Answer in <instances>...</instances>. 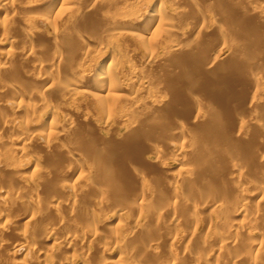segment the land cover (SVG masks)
I'll use <instances>...</instances> for the list:
<instances>
[{"label":"rangeland","instance_id":"374dc122","mask_svg":"<svg viewBox=\"0 0 264 264\" xmlns=\"http://www.w3.org/2000/svg\"><path fill=\"white\" fill-rule=\"evenodd\" d=\"M49 1L51 0H0V154L5 155L7 151H12L20 146L15 141L12 142L13 138L31 135L26 143L24 154L13 162L9 161L10 159H4L0 155L2 157L0 158L2 163L0 164V191L3 190L6 194L8 192L9 195H5L4 198L1 197L3 201L0 198V264H20L24 259L27 264H112L113 261H118L119 259H122L123 264H170L172 260H175L172 264H192L193 262L191 260L189 262V257H187L189 251L191 254H204L202 255L204 261L202 262H205L207 258L205 264L207 261L212 264H231L222 257L223 255L215 263L213 262L215 259L213 257L210 258L208 253H205L206 251L210 252L211 249H216L217 247L214 244L218 246L217 243H214L216 239L214 240L215 237H212V231L214 227L218 226V220L223 221L221 219L222 215H227L224 221L229 218L230 222L231 218L230 223L233 222L232 224L234 225L244 223L251 218L252 208L253 210H259L257 211L259 224L253 230L254 235H252L255 240L252 236L250 237L253 238V241H256V238L261 240V237H263L264 248V199L258 202L260 195L252 192V194L254 193L253 197L247 200L250 210L247 208L245 212L234 215V217L232 216L233 213H231L233 209L230 210L234 205L231 204V200L233 201L234 199L230 197L225 198L229 200L231 205L226 202L230 207L225 205L224 208L220 202L221 206L215 208V206H212L214 205L213 201L211 204L209 203L211 199L207 200L212 193L209 194L210 196L204 191L200 194L201 189L213 187L215 194L218 191H223L228 196L229 193L226 191L231 189L230 184L234 181L233 178L238 177L239 174H237L238 172L235 169H233L234 171L230 169L231 167L225 164L224 160H222L224 162L221 164V159H216V161L218 160L217 162L205 167H200L199 164L201 163L198 162L192 168L195 163L194 158L200 161L201 159L194 157L195 155L193 158L191 157L193 153L191 155L189 153L194 147L202 146L206 148V146L209 147L213 143L212 146L218 149H214L216 152H224L226 150L225 147H222L223 145H220V142L218 143L213 136H215V131L222 132L225 130L228 132L230 127L233 128L232 126L238 124L235 116L236 112L239 114L238 117H246L247 111L257 110L259 120L264 122V94L260 96L259 104L250 103V98L254 95L253 82L264 80L263 49L254 48L255 43L252 48L255 49V53L261 52V54L246 56L241 54L239 48V46L244 47L246 44L242 43L243 41L236 43V37L244 31H250L256 21L259 22L262 37H264V18L253 15L249 12L250 9L247 4L243 3L242 7L244 6L243 10L246 13L243 15L242 20H236L237 22L235 21L234 23L229 19V23L233 22L229 25L227 13L229 14L230 11L228 12V9L230 7L227 8L228 6L226 5L228 3L225 0H216V3H211L210 0L179 1L178 5L183 7L185 11L182 15H173L168 18L174 29L169 30L157 41L152 52L157 57L153 66L147 65L150 60V53L145 48L139 47L135 39L126 37L119 42L120 46L118 45V47L121 48L119 52L120 54L122 53V57L117 67L127 78L120 79V81H123L122 86L124 88L129 87V90H133L132 96L135 99L133 101H122L121 105L119 104L108 117L105 115L107 113L103 112L89 93L84 95L74 94L73 90H77L79 85L67 81L68 79L66 80V77L62 76V74L72 68L80 72L81 75L91 76L98 66L111 60L109 57L111 54H97L96 57L93 56L94 58L91 57L92 59L90 58V60L87 58L83 61V64L78 66L75 62L76 58L71 55L69 47L63 46V43L59 41L60 38L55 37V34H53L54 28L41 22L43 17L49 15L45 6ZM99 1L100 3H97L94 8L87 5V3L83 4L75 13L88 15L89 17L87 18L92 22L101 11L108 12L111 9L112 12H117L118 8H115L116 3H114L116 0ZM224 1L225 4L223 3ZM259 2L261 3L262 0ZM113 3L114 6L112 7ZM160 4H162L164 9H166L167 15H169L174 11L176 0H138L134 5L132 4L131 16H143L153 6ZM261 5L264 6V3L262 2ZM226 8L227 11L225 10ZM222 10L223 12H221ZM72 19L74 18L60 21L57 29H76L77 23H74ZM28 22L31 23L32 27H27L26 23ZM2 25L5 27L6 32L5 30L3 31ZM120 25L118 30H128L127 32L129 33L130 31L134 34L138 33L140 29L139 26L129 31L128 25ZM227 25L229 29L226 27ZM3 32H5L6 36ZM86 38V41H89L88 45L91 47H96L97 44H105V40L103 41L102 39L95 43L92 35H90V38ZM217 38H223L224 44L215 50L212 49V51L209 48H205L208 47L206 42H211L212 39L215 40ZM261 40H263L261 45L264 47V38ZM178 43L182 47V50H180L182 53H169L168 49L170 46ZM72 44H75L74 47L77 49L82 48V44L79 42H73ZM237 44L241 45L237 46ZM186 48L190 52L189 54L185 52ZM23 51H34L33 53H36L37 55H35L38 57H23L21 56ZM57 55L61 56L60 62L54 65V68H49L48 72L45 73V75H49V79H47L50 81L49 83L53 82L55 87L50 91H44L42 96L45 103L49 104L50 110L47 111L41 107L33 111H12L9 103L10 105L12 102L18 104L19 100L24 102L30 100V102L34 103L36 98H32L33 96H31L29 90L31 84L33 83L34 85L33 70L38 69L40 64L49 65ZM215 55L216 57H214ZM213 57L216 58L215 62L210 64ZM179 58L180 64L175 62ZM63 80L69 82L67 91L64 88L62 89L61 86L59 87L60 81L62 82ZM11 83L17 87L27 85V89L25 88L18 93L15 89H10L9 85ZM137 83H141L140 87H138L139 89L141 88V93H137L138 95L135 93V90L138 89ZM142 87L144 88L142 89ZM39 88L43 89L44 86H39ZM262 89L264 93V87ZM91 91L89 90L88 92L91 93ZM144 92L161 101L157 102L159 108H157L156 104L150 106L146 102L147 97ZM222 99H225L224 101L229 100L235 111H222L219 105L223 101ZM37 102L38 100L36 99L35 103ZM196 102H199V104H196ZM203 116L209 122L204 128H199V121ZM13 117L16 121H22L21 123H24L27 118H30L32 122L24 131L1 126L3 120ZM106 118L109 122L106 121ZM51 120L56 123L55 129H52L53 132L59 131L63 126L67 130L63 132L64 134L60 133L59 139H57L55 147H53L55 149L52 148L53 150H51L52 155L48 156L47 154L50 152L44 148V143L40 139L49 130ZM252 131L257 133L259 129L250 128L247 132L248 136L250 134L254 136L250 139H255L254 142H257L259 146L256 144V146H253L254 148L249 149V152L247 150L248 156L244 155L245 170L249 169L242 176V180L245 179L243 184L251 183V186L254 181L255 184L258 182L260 184L263 180V183H261L264 184V167L261 168L259 164L261 161L259 152L261 147L264 148V134L259 131L258 133H261L256 135ZM136 132L140 134L139 137L142 136L140 141H143L140 143V146L142 145L143 147L141 146L138 152L131 145V147L129 146L130 148L125 146L127 153L123 158H120L119 155L117 156V153L113 154V149H117L116 143L118 139H123L124 141H129L130 139V142H132L135 138L134 135L137 134ZM176 143L182 145L185 152L189 151L186 156L176 159L178 155L171 148ZM238 144L241 145V142H238ZM170 149L172 152H170ZM66 150L70 151L69 156ZM118 150L120 149L118 148ZM232 152L229 153V156H234L235 160L244 159L242 154L239 156V154L235 155L234 151ZM98 155H101L99 157L100 160L94 161ZM154 160L157 161L155 162ZM180 160L184 161L181 162ZM154 162L157 163V167ZM77 165L81 166L79 171L74 170ZM196 165L201 168L198 167L199 171L196 169ZM42 175L49 179L45 180L46 183H40V186H34L35 192L33 194L34 188L30 187L31 180L29 178L38 180V178L43 177ZM160 176L165 178L168 183L160 186V189L151 191L150 181L159 179ZM172 180L174 181V188L171 186L173 188L171 190L168 187H170L171 184L169 183H172ZM175 181H177V184ZM62 182L67 186L66 189L58 190V195L54 194V187H57L58 183ZM254 183L253 185H255ZM73 186L75 189L73 197L76 206L73 203L72 207L70 203L68 205L64 204H67L65 199L68 189L73 188ZM30 188H33L32 191ZM140 190L148 192L147 196L152 201L146 200L143 205L141 204L140 211L142 213L139 212V206L136 205H139V200L137 202L135 198H132L136 191L139 192ZM205 194L209 197L206 198ZM166 196H171L172 199L170 201H173V203L168 202ZM239 197L242 196L238 195V198L236 196L233 202L236 199L242 200ZM5 198H8V200ZM49 198L60 200L63 203L59 202L61 210L58 209V211L60 210V215H62L60 221L54 215L55 212L53 210V212L49 211L50 209L44 211L45 202L51 200ZM174 198H177L176 202ZM161 199L165 200L162 201L165 204L160 202ZM135 200L136 202H134ZM157 200L158 203H156ZM166 201L168 204H175V208L173 207L170 213L167 212L168 204ZM224 204H226L225 201ZM164 205H166V211ZM66 206L72 207L73 210L71 208L69 210V207L66 208ZM82 207L84 209L81 211L80 208ZM163 209L164 212H162ZM23 212L29 214L32 212L33 221L25 223L26 219L22 216ZM160 212L167 217L162 222L160 230L158 229L157 231L155 223ZM190 221L192 223H189ZM186 222L191 224L190 230L188 223L185 225ZM229 222L228 224H230ZM135 227L141 228L140 230L142 231L138 236L131 238L129 235ZM51 229L55 230L56 236L59 238L58 245L52 244V240L43 238L44 234L50 232ZM94 230L97 232L96 237L99 235L98 240L93 238L88 244H82L79 239L83 236H89ZM22 235L28 241L22 242L20 240ZM68 237L75 239L71 242L72 244L65 245L66 243L63 240ZM251 238L249 239L250 245L252 243ZM113 240L120 242L119 247H116L117 249L113 247ZM17 241L26 246L29 244L30 246L28 247L38 248L39 251L36 249L35 251L41 254L35 252L30 258H25L23 254L13 256L10 252H12L11 249ZM106 241H108L107 244H104L103 242ZM146 241H152L153 245L151 247L153 251L149 248L147 252L144 251V249L146 250V248L143 249L145 243H147ZM209 243L210 246L212 245L211 247ZM184 246H187L188 252L185 251L186 249L184 250ZM111 247L112 249L110 250ZM246 247L244 251L247 249L253 252L254 249L250 250L252 246L249 247V243H247ZM201 248L203 250L207 248V250L203 251ZM233 248L231 249L229 246L228 249L231 252L229 250L226 251L234 256ZM245 254L246 252L242 253V259L239 258L242 256L240 255L238 260H236L239 262H234V264H241L245 261ZM262 255L264 254L262 253ZM262 257L260 264H264V256ZM239 259L244 260L241 262ZM202 262L199 264H204Z\"/></svg>","mask_w":264,"mask_h":264},{"label":"bare ground","instance_id":"6f19581e","mask_svg":"<svg viewBox=\"0 0 264 264\" xmlns=\"http://www.w3.org/2000/svg\"><path fill=\"white\" fill-rule=\"evenodd\" d=\"M138 0H116L114 3H116V6H115V8L117 7L118 9H117V12L116 11H114V12H112L111 11V9L110 10H108V12H105V11H101L95 18H94V20L91 22V20H89V18H87V17H89L88 15H86V14H82L81 13V15L80 14H76L75 13V11L79 8V7H81V5H83V4H86L87 3V5H89V6H91V7H95V5L97 4V3H100V1L99 0H51V1H49V3L47 4V5H45L46 6V8H47V13H49V15L47 16V17H43L42 18V20H41V22H42V24H49L50 26H51V28H54V30H53V34H55V37H59L60 39H59V41H60V43L62 42L63 43V46H66V48L67 47H69V49L71 50V55H73V56H75V62H76V64L79 66L80 64H83L84 62L83 61H85L87 58L90 60V58L91 57H93V56H95L96 57V55L97 54H100V53H103V54H111L109 57L111 58V60H109L108 62H105V64L103 63V64H101L100 66H98L97 67V69L94 71V73L91 75V76H85V75H81L80 74V72H78L77 70H73L72 68H70L68 71H63L64 73L62 74V72H61V74H62V76H65L66 78V80L67 81H71V82H73L74 84H77V85H79L78 86V89L76 90H73V92H74V94H76V95H80V94H82V95H84V94H86V93H89L90 94V96H91V98H93V100L98 104V106L103 110V112H106L107 114H105V115H107L108 117H109V114L110 113H112L113 112V110L117 107V106H119V104L122 102V101H127V100H129V101H133L134 99H135V97H133L132 96V92H133V90L131 91V89L129 90L128 88L129 87H127V88H124L123 86H122V84H123V81L121 82L120 81V79H125L126 77L124 76V74H122L120 71L121 70H119L118 69V64H119V61H120V59H121V57H122V53L120 54V52H119V49H120V51H121V48H119L118 47V45L120 46V44H119V42L122 40V39H124V38H126V37H131L133 40L135 39V41H136V43L139 45V47L141 46V47H143V48H145V50L148 52V53H150V60L148 61V63H147V65L148 66H153L154 64H155V61H156V59H157V57L156 56H154V54L152 53L153 52V50H154V47L156 46V44H157V41L158 40H160L161 39V36L162 35H164L165 33H167L169 30H171V29H174L173 27V24H171L170 23V21L168 20V18L169 17H172L173 15L174 16H179V15H182V13H184V11H185V9L183 8V7H180L178 4H179V1H181V0H176V6H175V8H174V11L172 12V13H170L169 15H167V12H166V9H164V7L162 6V4H160V5H155V6H153V8H151V9H149V11L145 14V15H143V16H139V17H133V16H131V10H132V6L134 5V3L135 2H137ZM227 3H228V5H226V6H228L227 8H229L228 9V12H229V14L227 13V19H228V23L230 22V20L231 21H233L234 23H235V21L237 20V21H240V19L242 20V18H243V15H245V10H243V8H244V6L242 7V4L243 3H246L247 4V6L249 7V12H251L253 15H255L256 17H260V18H264V6L263 5H261V3L263 2L264 3V0H262V2L260 3L259 1L260 0H225ZM225 1L223 2L224 4H225ZM210 2L211 3H216V0H210ZM114 3L112 4V7L114 6ZM175 3V2H174ZM182 3V2H181ZM226 3V4H227ZM133 4V5H132ZM120 5V6H119ZM216 5V4H215ZM103 6V5H102ZM120 8H119V7ZM225 6V7H226ZM217 7H219L218 5H217ZM227 8L225 9L226 11H227ZM114 9V8H113ZM116 10V9H115ZM224 10V9H223ZM223 10L221 11V12H223ZM224 10V11H225ZM110 11V12H109ZM225 11V12H226ZM248 12V11H247ZM71 18H74V19H72L73 20V22L74 23H77L76 25H77V28L76 29H74V30H68V29H63V30H60V29H57L58 27V23L60 22V21H67L68 19L70 20ZM88 19V20H87ZM230 19V20H229ZM262 20V19H261ZM236 21V22H237ZM233 22H231V23H233ZM231 23H229V25L231 24ZM259 22H257L256 21V23H254V25H253V27H252V29L248 32H246V31H244L243 33H241L238 37H236L237 39V42L236 43H238V41H240V43L242 42V43H245L246 45L244 46V47H242V46H239V45H241V44H237V46H239V48H240V52H241V54H243V55H246V56H251L252 54H257V53H255V49L254 48H259L260 50H262L263 49V52H264V47L261 45V42L263 41V40H261V39H263L264 37H262L263 35H262V32H261V28H260V25L258 24ZM120 24H124V25H128V27L130 28H128L129 29V31L131 30V29H133V28H138L139 26H140V29H139V31H138V33H132L131 31H130V33L129 32H127L126 30L125 31H121V29L120 30H118L119 29V27L121 26ZM26 25H27V27H32V25H31V23H26ZM234 25V24H233ZM177 26V25H176ZM176 26H175V28H176ZM250 26H251V24H250ZM226 27H228V29H229V26L227 25ZM230 27H232V26H230ZM5 27L2 25V29H3V31L5 30L4 29ZM249 29V28H248ZM5 32H6V30H5ZM5 32H3L4 33V35H5ZM225 32V31H224ZM7 34H8V31H7ZM93 34H94V36H93ZM90 35H92V39H93V41L96 43V42H98V41H100L99 39H102L103 41L105 40V44H100V45H98L97 44V46L96 47H91V46H89L88 44V42L86 41L87 40V38L86 37H89L90 38ZM6 36V35H5ZM8 36V35H7ZM235 37V36H234ZM8 38V37H7ZM6 38V39H7ZM72 38H74V39H72ZM131 38H129V39H131ZM91 39V40H92ZM8 40V39H7ZM6 40V41H7ZM71 41H73V42H79L80 44H82V48H79V49H77V48H75L74 47V45L75 44H72L73 42H71ZM92 43V42H91ZM256 43V44H255ZM79 44V45H80ZM206 44H207V46L208 47H205V48H209L211 51H212V49L213 50H215L217 47H219V46H221V45H223L224 44V39L223 38H217V39H212L211 40V42L209 41L208 43L206 42ZM254 44H255V47L254 48H252V46H254ZM260 44V45H259ZM264 44V43H263ZM72 45V46H71ZM122 45V44H121ZM257 45V46H256ZM206 46V45H205ZM80 47V46H79ZM238 48V47H237ZM256 48V49H257ZM187 49V48H186ZM180 50H182V47L180 46V44L178 43V44H173V45H171L170 46V48L168 49V52L169 53H173V54H175V53H179V52H181ZM185 51V50H184ZM34 52V51H33ZM32 51H23L22 53H21V56H23V57H27V56H29V57H32V58H37L36 57V53H33ZM187 54H189L190 52L188 51V49L185 51ZM259 52V51H258ZM182 53V52H181ZM180 53V54H181ZM36 54V55H35ZM258 54H261V52L260 53H258ZM257 54V55H258ZM171 55V54H170ZM106 57V56H105ZM214 57H216V55L214 56ZM213 57V59H212V61H211V63L210 64H212V63H214L215 62V59L216 58H214ZM94 58V57H93ZM50 59V58H49ZM52 59V58H51ZM60 59H61V56L60 55H57V56H55L54 57V59H53V61L49 64V65H39V67H38V69H34L33 70V77H34V85H33V83L31 84V87H29V90H30V93H31V96H33L32 98H36L37 100H38V102L37 103H35L36 102V99H35V101H34V103L33 102H30V100L29 101H26V102H24V101H21V100H19L20 102H18V104L16 103H13L12 102V104L10 105V103H9V107H10V109L13 111H27V110H36V109H39V108H41V107H43V108H45L47 111L48 110H50V106H49V104L48 103H45V101L43 100V98H42V96H43V94H44V91H50V90H52L53 89V87H55V85H54V83L53 82H51V83H49L50 81H48L47 79H49V75H45V73L46 72H48L47 70L49 69V68H54L55 66L54 65H56L58 62H60ZM92 59V58H91ZM256 60H257V58H256ZM88 61V60H87ZM121 62V61H120ZM175 62H178L179 64H180V58L179 59H176L175 60ZM181 62H182V60H181ZM184 62V61H183ZM0 68H1V66H0ZM3 69V68H2ZM49 74V73H48ZM57 76V75H56ZM127 79V78H126ZM48 81V82H47ZM69 82H65V80H63L62 82L60 81V83H59V87L61 86L62 87V89L64 88L66 91L68 90V83ZM135 82V81H134ZM137 82H138V80H137ZM131 84V83H130ZM138 84V83H137ZM141 84V83H140ZM140 84H138V85H136L137 86V88L138 87H140ZM30 85V84H29ZM39 86H44V88L43 89H41V88H39ZM9 87H10V89H15L16 91H18V93H20L23 89H25L26 87H27V85H20V87L18 86H15V85H13L12 83L9 85ZM58 87V86H57ZM264 87V80H256V81H254L253 82V85H252V88H253V93H254V95L250 98V103H254L255 105H257V104H259V101H260V96L261 95H263L264 93H263V88ZM133 88V87H132ZM144 87H142V89H143ZM27 89V88H26ZM135 89H136V87H135ZM134 89V90H135ZM141 89V88H140ZM140 89L138 88L137 90H135V93H136V95H138V94H140L141 93V91H140ZM91 91V93L90 92H88V91ZM71 91V90H70ZM142 91H144V90H142ZM145 91H146V89H145ZM148 92V91H147ZM151 92V91H150ZM149 92V93H150ZM138 93V94H137ZM145 93V92H144ZM143 93V94H144ZM144 95H146V102H148L149 104H150V106L151 105H155L156 104V106H157V102L159 103V102H161L158 98H156V97H154V96H151L150 94H144ZM30 96V95H29ZM223 100V99H222ZM225 100V99H224ZM221 101L220 103H219V105H220V108L222 109V111H227V112H229L230 110H234V108H233V106H232V103L229 101V100H227V101ZM14 101V100H13ZM196 104H199V102H196ZM215 104V103H214ZM121 105V104H120ZM160 105V104H159ZM208 105V104H207ZM126 107H128V106H126ZM153 107V106H152ZM157 108H159L158 106H157ZM162 108V107H161ZM168 108V107H167ZM129 109V108H128ZM127 110V109H126ZM130 110V109H129ZM129 110H127L128 112H130ZM135 110V109H134ZM160 110V109H159ZM235 111V110H234ZM202 112V111H201ZM133 113V112H132ZM137 113V112H136ZM247 113L248 114H246L245 116L246 117H244V116H242V117H238V115L239 114H237V112H236V114H235V116H236V120H237V122H238V124L234 127V126H232L233 128H231L230 127V129H229V131L227 132V131H222V132H216L215 131V136H213L217 141H218V143L220 142V145L222 144L223 146L222 147H225V151L224 152H216L215 150L217 149H215L212 145L214 144H212L211 146H209V147H207L206 146V148H203L202 146L201 147H194V148H192V150H191V152H189V151H187V152H185L184 151V148H183V146L182 145H179V144H174V145H172L173 147H171V148H173L174 149V151L177 153V157H176V159H178V157L179 158H182L184 155L186 156L187 154L186 153H190V155H191V153H193V155L191 156V157H193L194 155V157H199L200 159H201V161L200 160H195V158H194V161H195V163H194V166H192V168L193 167H195V164L196 163H201V164H199L200 165V167L201 166H211V164L212 163H214V162H217L218 160H220L221 159V162H222V160H224L226 163L225 164H227V165H229L231 168L230 169H235L238 173L237 174H239L238 175V177H235V178H233V182H231L232 184H230V187H231V189L230 190H228V191H226V192H228L229 194H228V196H227V193H225V192H223V191H218L216 194L214 193L215 191V189L213 190L212 188H204V190H203V188L201 189V187H200V189L202 190V191H200V194L201 193H203V191L206 193V194H210V193H212V194H210L211 195V197L210 198H207V197H209L208 195H206L205 194V196H206V198H207V200L208 199H211L210 201H209V203H211L212 201V203L214 204V205H212V206H215V208H218L219 206H221L220 205V202H221V204H222V206L225 208V205L226 206H229L230 207V205L232 204H234L232 207H231V209L230 210H232V212L231 213H233V215L231 214V213H229V214H231L233 217H234V215H239V214H242L243 212H245L246 211V209L248 208V205H247V200H250V198H252L253 197V195H254V193L256 192V194H258V195H260V199H259V201L258 202H260V200H262V199H264V184H262L263 182V180L260 182V184H259V182L258 183H254L253 181V183L255 184V185H253V183H252V186H251V183H249V184H247V183H245V185L243 184V181L245 180H242L243 179V177L242 176H244L245 175V172L249 169H247V170H245L246 169V167H245V164H244V161H245V157H244V155H247L248 156V154H247V150H248V152H249V149H251V148H254L253 146H256V144H258L257 142L255 143L254 142V140H252V139H250V138H253L254 136H251V134L248 136V130L250 129V128H257V129H259V131H262L263 132V134H264V122L262 121V120H259V117H258V112H257V110H249V111H247ZM140 115V114H139ZM106 117V116H105ZM107 117V118H108ZM197 117V116H196ZM107 118H106V121H107ZM112 118V117H111ZM108 120H110V119H108ZM235 120V121H236ZM262 121V122H261ZM22 121H16L15 119H14V117L13 118H7V119H5V120H3L2 122H1V126L4 128H8V129H21V130H26V128H27V126L32 122V120L30 119V118H27L26 120H25V122L24 123H21ZM107 122H109V121H107ZM208 122L209 121H207V118H205L204 116H203V118H201L200 119V121H199V128L200 127H202V128H204L207 124H208ZM234 124V123H233ZM49 125H50V128H49V130L44 134V135H42V138L40 139L41 141H42V143H44L43 145H44V148L46 149V150H48V152H50V153H48L47 155L48 156H51L52 154H51V150H53V149H55V148H53V147H55L54 145L56 144V141H57V139H59L58 138V136L60 135V133H62V134H64L63 132H65V130H67L66 129V127H61L60 128V130L59 131H56V132H53V130L52 129H55V126H56V123H55V121L54 120H51L50 121V123H49ZM1 127V128H2ZM217 128V127H216ZM131 129V128H130ZM129 129V130H130ZM129 130H128V132H129ZM216 130H219V129H216ZM134 131V130H133ZM258 131V132H259ZM253 132V131H252ZM257 132V133H258ZM137 133V132H136ZM141 133V132H140ZM250 133V132H249ZM253 133H256L255 131L253 132ZM257 133H256V135H257ZM261 133V132H260ZM260 133H258V134H260ZM30 135V134H29ZM139 135L140 134H136V135H134V137H132V138H134L133 139V141L132 142H130V139H129V141H124L123 139H118L117 141V143H116V147H117V149L115 148V150L113 149V154H115V153H117V156L119 155V157L120 158H123L124 156H125V154L127 153V150H126V148H125V146H127V148L130 146L131 147V145H132V147L133 148H135V150H136V152H138L139 151V149H140V147L142 146H140V143H141V141H140V139H142L141 137L142 136H140L139 137ZM142 135V134H141ZM252 135H254V134H252ZM31 136V135H30ZM30 136H28V135H26V136H21V137H18V138H13V140H12V142L13 141H15V143H18L20 146L19 147H17V148H14V150H12V151H7L6 153H5V155L3 154V155H1V156H3V158L4 159H10L9 161H11V162H13L15 159H17L18 157H20V156H22L23 154H24V152H25V146H27L26 145V143H27V141L30 139ZM251 136V137H250ZM259 136V135H258ZM264 137V136H263ZM8 138V137H7ZM32 138V137H31ZM128 138V137H127ZM130 138V137H129ZM262 138V137H261ZM12 139V138H11ZM216 141V142H217ZM260 141V140H259ZM10 142H11V140H10ZM11 142V143H12ZM143 142V141H142ZM177 142V141H176ZM238 142H241V145H239L238 144ZM264 143V142H263ZM173 144V143H172ZM58 145V144H57ZM56 145V146H57ZM206 145V144H205ZM210 145V144H209ZM215 146V145H214ZM258 146H259V144H258ZM263 146V145H262ZM129 147V148H130ZM143 147V146H142ZM191 147V146H190ZM53 148V149H52ZM57 148V147H56ZM118 148L120 149V150H118ZM64 149V148H63ZM66 149V148H65ZM110 149H111V147H110ZM142 149V148H141ZM215 149V150H214ZM222 149H224V148H222ZM116 150H118L117 152H116ZM129 150V149H128ZM218 150V149H217ZM141 151V150H140ZM157 151V150H156ZM228 151H231V152H228ZM232 151H234V153H235V155H238L239 154V156L242 154L243 155V158L244 159H241V158H239V159H234V156H229V153H233ZM53 152V151H52ZM107 152V151H106ZM129 152V151H128ZM135 152V153H136ZM170 152H172L171 151V149H170ZM228 152V153H227ZM64 153H65V151H64ZM66 153H68V156L70 155V151H67L66 150ZM66 153H65V155H66ZM158 153V152H157ZM174 153V152H173ZM176 153H174V154H176ZM137 154V153H136ZM228 154V155H227ZM143 155V154H142ZM259 157H261V161H260V165H261V168L262 167H264V148H262L261 147V149H260V152H259ZM0 156V158H2ZM7 157V158H5V157ZM94 156V155H93ZM96 156V155H95ZM101 156V155H100ZM99 155L97 156V158L94 160V161H98L97 159H99V157H100ZM104 156V155H103ZM108 156V155H107ZM112 157V156H111ZM190 157V156H189ZM139 158V157H138ZM198 158V159H199ZM238 158V157H237ZM4 159H2V160H4ZM184 159V158H183ZM186 159V158H185ZM216 159H218L217 161H216ZM235 161H234V160ZM248 159V158H247ZM246 159V160H247ZM1 160V161H2ZM100 160V159H99ZM103 160V159H102ZM127 160V159H126ZM158 160V159H157ZM157 160H154L155 162L157 161ZM182 160V159H181ZM180 160V161H181ZM8 161V162H9ZM110 161V160H109ZM108 161V162H109ZM111 161H112V159H111ZM110 161V162H111ZM184 161V160H183ZM183 161H181V162H183ZM193 161V160H192ZM193 161V162H194ZM223 161V162H224ZM3 162V161H2ZM154 162V163H155ZM223 162L221 163V164H223ZM4 163V162H3ZM95 163V162H94ZM130 163V162H129ZM146 163V162H145ZM161 163V162H160ZM219 163V162H218ZM0 164H2L1 162H0ZM152 164V163H151ZM156 164V167H157V163H155ZM216 164V163H215ZM224 164V165H225ZM249 164V163H248ZM128 165V164H127ZM158 165L160 166V164L158 163ZM214 165V164H213ZM212 165V166H213ZM7 166H9L8 164H7ZM104 166V165H103ZM107 166V165H106ZM125 166V165H124ZM132 166V165H131ZM148 166V165H147ZM155 166V165H154ZM223 166V165H222ZM252 166V165H251ZM10 167H12V166H10ZM122 167V166H121ZM141 167H142V165H141ZM145 167V166H144ZM196 167H197V165H196ZM199 167V166H198ZM198 167L196 168V169H198ZM199 167V168H200ZM217 167V166H216ZM219 167H221V166H219ZM253 167V166H252ZM108 168V167H107ZM110 168V167H109ZM127 168V167H126ZM212 168V167H211ZM76 169V170H75ZM81 169V166L80 165H77L76 166V168H74V170L75 171H79ZM111 169V168H110ZM144 169V168H143ZM201 169V168H200ZM200 169H198V171L200 170ZM203 169V168H202ZM216 169V168H215ZM219 169V168H218ZM128 170H129V168H128ZM145 170V169H144ZM192 170V169H191ZM205 170V169H204ZM206 170H208V169H206ZM210 170V169H209ZM217 170V169H216ZM220 170V169H219ZM74 171V172H75ZM107 171V170H106ZM110 171V170H109ZM189 171V170H188ZM197 171V172H198ZM201 171H203V170H201ZM234 171V170H233ZM250 171V170H249ZM248 171V172H249ZM111 172V171H110ZM190 172V171H189ZM204 172V171H203ZM208 172V171H207ZM206 172V173H207ZM216 172V171H215ZM220 172V171H219ZM223 172V171H222ZM221 172V173H222ZM225 172V171H224ZM259 172V171H258ZM107 173V172H106ZM201 173V172H200ZM211 173V172H210ZM213 173V172H212ZM217 173V172H216ZM215 173V175H217ZM226 173V172H225ZM142 174H143V172H142ZM202 174V173H201ZM214 174V173H213ZM219 174V173H218ZM44 175V174H43ZM42 175V176H43ZM110 175V174H109ZM145 175V174H144ZM162 175V174H161ZM220 175V174H219ZM223 175V174H222ZM221 175V176H222ZM225 175V174H224ZM226 175H227V173H226ZM51 176V175H50ZM142 176V175H141ZM159 176V175H158ZM263 176V175H262ZM39 177H41V176H39ZM62 177V176H61ZM65 177V176H64ZM144 177H146V176H144ZM212 177L214 178V176L212 175ZM219 177V176H218ZM155 178V177H154ZM171 178V177H170ZM216 178V177H215ZM222 178H224V177H222ZM247 178V177H246ZM25 179V178H24ZM31 181H30V187H33L34 188V186H36V185H39L40 183L42 184V183H44L45 182V180L47 179H49L48 177L46 178L45 176H43V177H41V178H38V180H34L33 178H29ZM28 179V180H29ZM61 179V178H60ZM105 179V178H104ZM145 179V178H144ZM210 179V178H209ZM27 180V179H26ZM170 180V179H169ZM176 180V179H175ZM250 180V179H249ZM53 181V180H52ZM152 181V180H151ZM150 181V190L151 191H154V190H157V189H160L161 187L160 186H162V185H165L166 183H168L167 182V180H165V178H162V176H160V178L159 179H156V180H153L152 182ZM171 181V180H170ZM260 181V180H259ZM24 182V181H23ZM247 182H248V180H247ZM250 182V181H249ZM257 182V181H256ZM32 183V184H31ZM36 183V184H35ZM46 183V182H45ZM173 183H174V181L172 180V183H169V184H171L170 185V187H168V188H171V186H173V188H174V185H173ZM175 183L177 184V181H175ZM209 183V182H208ZM28 184V183H27ZM56 184V183H55ZM113 184V183H112ZM169 184H167V185H169ZM219 184V183H218ZM226 184V183H225ZM107 185V184H106ZM105 185V186H106ZM114 185V184H113ZM232 185V186H231ZM27 186V185H26ZM40 186V185H39ZM69 186V185H68ZM220 186V185H219ZM29 187V186H28ZM66 187L67 186H65V184H63V182L62 183H58V185H57V187H54L55 189H54V191H52V192H54V194H57L58 193V190H63V189H66ZM117 187V186H116ZM160 187V188H159ZM196 187V186H195ZM194 187V188H195ZM32 188V189H33ZM173 188H171V190L173 189ZM220 188V187H219ZM31 189V188H30ZM32 189H31V191H32ZM114 189V188H113ZM196 189V188H195ZM200 189H198V190H200ZM226 189V188H225ZM229 189V188H228ZM75 189H74V186H73V188L71 187L70 189H68V194H67V197H66V199H65V201L67 200V204H64V205H68L69 203H70V206H72L73 207V203H74V197H73V191H74ZM123 190V189H122ZM142 190V189H141ZM136 191V194L132 197V198H135L136 200H137V202H138V200H139V205L138 204H136L137 206H139V212L140 213H142L141 211H140V208H141V206L143 205V203H145V201L147 200V201H151V199H149V197L147 196V193L148 192H144V191ZM213 192H212V191ZM61 191H59V192H61ZM103 191V190H102ZM197 191V190H196ZM34 192H35V188H34V190H33V194H34ZM64 192V191H63ZM121 192H123V191H121ZM127 192V191H126ZM133 192V191H132ZM156 192V191H155ZM252 192H254L253 194H252ZM129 193V192H128ZM175 193V192H174ZM198 193V192H197ZM214 193V194H213ZM238 194L239 196H242V197H239V198H242V200L241 199H236V203L235 202H233L234 200H235V198H236V196H237V198H238V195H236V194ZM19 194V193H18ZM30 194H32L31 192H30ZM29 194V196H31ZM123 194H124V192H123ZM130 194V193H129ZM129 194H127V195H129ZM134 194V193H133ZM192 194V193H191ZM255 194V195H256ZM5 195H8V192H7V194L6 193H4L3 192V190H1L0 191V198L1 197H3L4 198V196ZM58 195V194H57ZM215 195V196H214ZM9 196V195H8ZM50 196H51V194H50ZM131 196V195H130ZM174 196H175V194H174ZM193 196V195H192ZM196 196V195H195ZM199 196V195H198ZM204 196V197H205ZM53 197V196H52ZM58 197V196H57ZM123 197H124V195H123ZM164 197H165V195H164ZM167 197V196H166ZM169 197H171V196H169ZM169 197H167V201L169 202L171 199H172V197H173V195H172V197L171 198H169ZM177 197V196H176ZM226 197H230L231 199H234L233 201L231 200V204L229 203V200H227V199H225ZM3 198H1L2 199V201H3ZM28 198V197H27ZM56 198V197H55ZM102 198H104V197H102ZM126 198V197H125ZM155 198V197H154ZM195 198V197H194ZM6 199V198H5ZM49 199H51V198H49ZM58 199V198H57ZM81 199V198H80ZM175 199V202H176V199L177 198H174ZM6 200H8V198L6 199ZM134 200V199H133ZM136 200L134 201V202H136ZM193 200V199H192ZM191 200V201H192ZM225 201V203L226 204H224V201ZM62 201V200H61ZM83 201V200H82ZM95 201V200H94ZM101 201V200H100ZM162 201H165V200H160V202H162ZM166 201V202H167ZM230 204H228L227 202ZM5 202V201H4ZM59 202H60V200L58 201V200H55V199H51V200H48L47 202H45L46 204H44V206H45V208H44V211H46V210H48V209H50L49 211H51V212H55V214L54 215H56L57 216V218H58V220L60 221L61 219H62V215H60L61 213V208H59ZM152 202V201H151ZM154 202V201H153ZM159 202V203H160ZM168 202H167V204H168ZM171 202V201H170ZM174 202V203H175ZM189 202H190V200H189ZM233 202V203H232ZM61 203V202H60ZM147 203V202H146ZM156 203H158V200H157V202ZM162 203H164V202H162ZM171 203H173V201L171 202ZM171 203H169L168 205H167V212L168 213H170L171 211V209H173V207H174V205L175 204H171ZM211 203V204H212ZM61 204H63V203H61ZM76 203H74V205H75ZM80 204H82V203H80ZM142 204V205H141ZM165 204V203H164ZM224 204V205H223ZM228 204V205H227ZM83 205V204H82ZM86 205V204H85ZM129 205V204H128ZM135 205V206H136ZM154 205V204H153ZM160 205V204H159ZM194 205V204H193ZM209 205V204H208ZM70 206H66V208L67 207H69V210H70V208L72 209V207H70ZM76 206V205H75ZM84 206V205H83ZM134 206V207H135ZM165 206V211H166V205H164ZM211 206V205H210ZM211 206V207H212ZM162 207V206H161ZM177 207V206H176ZM175 208V207H174ZM58 209H60L59 211H58ZM84 208L82 207V208H80V210L82 211ZM133 209V208H132ZM135 209L137 210V208L135 207ZM260 209V208H259ZM53 210V211H52ZM68 210V209H67ZM73 210V209H72ZM161 210V209H160ZM176 210V209H175ZM248 210H250L249 208H248ZM44 211H42V212H44ZM135 211V210H134ZM226 211V210H225ZM256 211V212H255ZM257 211H259L258 209H254L253 210V208H252V211H251V218L249 219V220H247V221H245L244 223H242V224H240V225H234V224H232V223H230L231 222V218H230V222H229V218L226 220V221H224L225 220V217H227V215L226 216H224V215H222V217H221V219H223V221L222 220H218L219 222L217 223L218 224V226H217V224H215L217 227L215 228L214 227V230L212 231V237H215L214 238V240L216 239V242L214 241V243H217L218 244V246L216 245V244H214L217 248L216 249H211V251L210 252H207L206 250H207V248H206V250H205V248H204V250L206 251L205 253L207 254L208 253V256H210V258H214L215 259V261L213 260V262H215L216 263V261L220 258V256H222L225 260H227L229 263H231V264H234V262H237L236 260H238V257L240 256V255H242V253H244V252H246V254H245V261H243V260H240L242 263L241 264H260V262L262 261L261 260V258H263L262 256H264V255H262V253L264 254V248H263V237H261V240L259 239V240H257V238H256V241H253L252 239L254 238L253 237V230L255 229V228H257L256 227V225H258L259 223H258V221H257V219H258V212ZM138 212V211H137ZM162 212H164V209H163V211ZM162 212H160V216L158 215V217H157V221H156V229H157V231H158V229L160 230V227H162L161 225L163 224L162 222H164V220H165V217H167V216H164V214H162ZM175 212V211H174ZM220 212V211H219ZM222 212V211H221ZM173 213V212H172ZM216 213V212H215ZM223 213H224V211H223ZM162 214V215H161ZM219 214V213H218ZM227 214V213H226ZM250 214V213H249ZM166 215V214H165ZM22 216L26 219V221H25V223H30L31 222V220L33 219V215H32V212H30V214L29 213H27V212H23L22 213ZM118 216H120V215H118ZM218 216V215H217ZM224 216V217H223ZM230 216V215H229ZM231 216V217H232ZM36 217V216H35ZM248 217H249V215H248ZM0 218H1V213H0ZM171 218V217H170ZM57 220V219H56ZM156 220V219H155ZM5 221V220H4ZM33 221V220H32ZM175 221H176V219H175ZM221 221V222H220ZM239 221V220H238ZM166 222V221H165ZM210 222V221H209ZM228 222L230 223V224H232V225H230V224H228ZM188 222H186L185 223V225L187 224ZM189 223H192L191 221L189 222ZM187 224V225H189V230H190V225L191 224ZM261 223V222H260ZM210 224V223H209ZM25 225V224H24ZM52 226H55V225H52ZM154 226V227H155ZM210 226V225H209ZM24 227V226H23ZM56 227V226H55ZM1 228H2V226H1ZM51 228H53V227H51ZM57 228V227H56ZM194 228H195V226H194ZM53 229H55V228H53ZM141 228H133L132 229V231H131V233H130V237L132 238L133 236H138L140 233H141V231L142 230H140ZM56 230V229H55ZM55 230L53 231L52 229H51V231L50 232H46L44 235V239L45 240H52V244H56V245H58V242H59V238H57V236H56V233H55ZM194 230V229H193ZM45 232V231H44ZM259 232V231H258ZM187 233V232H186ZM201 233V232H200ZM96 234H97V232H96V230H94V232H92V233H90L89 234V236H83V237H79L80 239V242L82 243V244H88L89 243V241H91V239H93V238H97V240H98V238H99V235L96 237ZM193 234H194V231H193ZM253 234V235H252ZM260 234H261V232H260ZM262 235V234H261ZM72 236V235H71ZM102 236V235H101ZM250 236H252L253 238H251ZM257 236V235H256ZM22 237V239H20L22 242H26V241H28V239L26 238V237H24L23 235L21 236ZM74 237V236H73ZM71 238V237H68L67 239H65L64 238V243H66L65 245H69V244H72L71 242H73L74 241V239L75 238ZM75 237H77V236H75ZM129 237V238H130ZM248 237H250L251 238V240H252V243H251V245H250V238H248ZM128 238V239H129ZM174 238H175V236H174ZM102 239V238H101ZM100 239V240H101ZM105 240V239H104ZM254 240H255V238H254ZM114 241V240H113ZM153 241V240H152ZM152 241H150V242H147V243H145V246L143 247V249L144 248H146V250L144 249V251H146L147 252V249L149 248L150 250L152 249V247H151V245H153L151 242ZM174 241V240H173ZM107 242L108 241H106V242H103L104 244L106 243L107 244ZM190 242V241H189ZM110 243V242H109ZM114 243V246H113V244H112V246L114 247V248H118L119 247V244H120V242L119 241H114L113 242ZM247 243H249V247H251L252 246V248H250V250L251 249H254L253 250V252H252V250L251 251H249V250H247L246 249V251H244L245 249V247L247 246ZM188 244V243H187ZM233 245L236 247H234L233 248ZM239 245V246H238ZM28 246H30L29 244H28ZM28 246H26V245H24V244H22L20 241H17L15 244H14V246L12 247V252H10L13 256H17V255H19V254H23L24 256H25V258L26 257H29L30 258V256L33 254V253H35V252H37V251H39V249L38 248H34L33 246L32 247H28ZM35 246V245H34ZM84 246V245H83ZM109 246H111V245H109ZM108 246V247H109ZM202 246H203V244H202ZM205 246V245H204ZM209 246H210V243H209ZM212 246V245H211ZM210 246V247H211ZM214 246V247H215ZM229 246L231 247V249L233 248V252L235 253L234 254V256H233V254L231 255L230 254V252H231V250H229L228 248H229ZM49 247V246H48ZM107 247V246H106ZM210 247H209V249H210ZM228 247V248H227ZM116 248V249H117ZM184 248V250L185 251H187V246H184L183 247ZM213 248V247H212ZM247 248V247H246ZM35 249L37 250V251H35ZM112 249V247L110 248V250ZM202 249V248H201ZM9 250V249H8ZM115 250V249H114ZM203 250V249H202ZM203 250V251H204ZM226 250H229L230 252H228V251H226ZM149 251V250H148ZM152 251H153V249H152ZM184 251V252H185ZM242 251H244V252H242ZM247 251H248V253H247ZM143 252V251H142ZM188 252V251H187ZM190 252V251H189ZM187 253V257H189L188 259H189V262H190V260H191V262H193L194 264H199L200 262H202V261H204V258L202 257V255H204V254H202V255H199V254H191V253ZM232 252V253H233ZM38 254L40 253V252H37ZM111 253V252H110ZM41 254V253H40ZM43 254V253H42ZM184 254H186V253H184ZM189 254V255H188ZM205 254V256H207ZM144 255V254H143ZM242 257H243V255L242 256H240L239 258H241L242 259ZM33 258V257H32ZM42 258V257H41ZM120 258V257H119ZM135 259V258H134ZM25 260V259H24ZM24 260H23V262H21L20 264H27L26 262H24ZM26 260H28V259H26ZM130 260V259H129ZM138 260V259H137ZM172 260V259H171ZM206 260H207V258H206ZM206 260H205V262H206ZM264 260V259H263ZM29 261V260H28ZM44 261H46L45 259H44ZM113 261V260H112ZM132 261V260H131ZM173 261H175V260H172L171 262H170V264H172V262ZM224 261V260H223ZM222 261V262H223ZM39 262V261H38ZM205 262H202V263H204L205 264ZM208 262H210V261H207V263L206 264H208ZM239 262V261H238ZM237 262V263H238ZM45 263V262H44ZM109 263V262H108ZM134 263V262H133ZM192 263V264H193ZM100 264V263H99ZM102 264V263H101ZM112 264H123L122 263V259L120 260H118V261H113L112 262ZM126 264V263H125ZM128 264V263H127ZM132 264V263H131ZM136 264V263H135ZM191 264V263H190ZM209 264H212L211 262L209 263ZM224 264V263H223ZM263 264V263H262Z\"/></svg>","mask_w":264,"mask_h":264}]
</instances>
